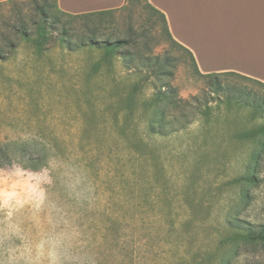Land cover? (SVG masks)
Instances as JSON below:
<instances>
[{
	"label": "rangeland",
	"instance_id": "obj_1",
	"mask_svg": "<svg viewBox=\"0 0 264 264\" xmlns=\"http://www.w3.org/2000/svg\"><path fill=\"white\" fill-rule=\"evenodd\" d=\"M0 49V264H264L263 86L200 75L141 0L0 2Z\"/></svg>",
	"mask_w": 264,
	"mask_h": 264
},
{
	"label": "crops",
	"instance_id": "obj_2",
	"mask_svg": "<svg viewBox=\"0 0 264 264\" xmlns=\"http://www.w3.org/2000/svg\"><path fill=\"white\" fill-rule=\"evenodd\" d=\"M6 0H0L4 2ZM167 20L172 39L202 74L235 71L264 82V0H148ZM79 14L123 6L125 0H56Z\"/></svg>",
	"mask_w": 264,
	"mask_h": 264
},
{
	"label": "trees",
	"instance_id": "obj_3",
	"mask_svg": "<svg viewBox=\"0 0 264 264\" xmlns=\"http://www.w3.org/2000/svg\"><path fill=\"white\" fill-rule=\"evenodd\" d=\"M46 1V0H45ZM135 0H125V4L123 5V6H121V7H119V8H115V9H108V10H99V11H92V12H86V13H79V14H70V13H67V12H64V11H61L59 8H58V10L60 11V13L61 14H63V15H65V16H68V17H71V18H73V19H91V18H93V17H97V16H101V15H103V14H106V13H110V12H112V11H121V10H123V9H125L126 7H128L132 2H134ZM141 1H143L145 4H146V6L147 7H149L151 10H153L154 12H156L158 15H159V17H160V19H161V22L163 23V28H164V30L167 32V34L171 37V35H170V32H169V30H168V26H167V20H166V17H165V15L162 13V12H160L158 9H156V8H154L149 2H148V0H141ZM54 2H55V4H56V0H54ZM56 6H57V4H56ZM58 7V6H57ZM38 8H40V12H41V14H44V13H46V11L44 10V7H38ZM52 26V25H51ZM90 31V30H89ZM24 33V32H23ZM67 31L65 30L64 31V33L61 35V37H62V40H63V42L66 44V47L67 48H69V49H71L72 48V46H71V44H70V42L68 41V39H67ZM85 37H84V39H83V41H81L80 42V46H88V45H90V46H93V45H99L100 46V43H98V41H96L97 40V38H95V34L93 33V32H91L90 34H89V36H87L86 37V35H84ZM171 39H172V37H171ZM82 40V39H81ZM107 42H109V40L107 41ZM107 42H105L102 46H104V47H109V46H114V45H118V43H117V41L115 42V43H107ZM190 53V52H189ZM3 55V53H2V51H1V49H0V58H1V56ZM191 55V54H190ZM191 57H192V55H191ZM192 59H193V57H192ZM193 61H194V59H193ZM194 64H195V61H194ZM197 71H198V69H197ZM199 72V71H198ZM200 73V72H199ZM221 74H224V75H226V74H235V75H241L242 77H244L245 79H247V80H250V81H255L256 83H258L259 85H261V86H263L264 87V82H262V81H259V80H255V79H253V78H251V77H248V76H245V75H242V74H238L237 72H233V71H226V72H221V73H209V74H202V73H200V75H202V76H207V77H211V76H216V77H218V76H220ZM239 91H240V93H239V95H236V96H234L235 98H237V99H239V98H242L243 96H245V95H248V93H249V91L247 92V87H241V86H239V87H236ZM11 153V151H8V150H3V152H2V155L3 156H5V157H7V156H9V154ZM42 158H43V155L40 153L39 154V156L37 157V159L36 158H32L31 159V161H32V163L33 164H36V163H38L37 161H41L42 160ZM257 238H259V239H262V240H264V226H263V229L262 230H260L258 233H257V236H256Z\"/></svg>",
	"mask_w": 264,
	"mask_h": 264
}]
</instances>
